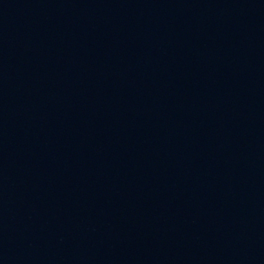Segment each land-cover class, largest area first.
Here are the masks:
<instances>
[{"label":"water","instance_id":"water-1","mask_svg":"<svg viewBox=\"0 0 264 264\" xmlns=\"http://www.w3.org/2000/svg\"><path fill=\"white\" fill-rule=\"evenodd\" d=\"M0 264H264V0H0Z\"/></svg>","mask_w":264,"mask_h":264}]
</instances>
